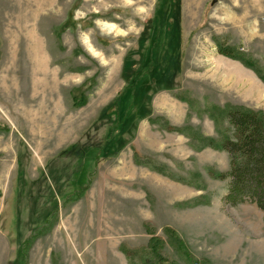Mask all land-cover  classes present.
I'll use <instances>...</instances> for the list:
<instances>
[{
    "label": "rangeland",
    "instance_id": "374dc122",
    "mask_svg": "<svg viewBox=\"0 0 264 264\" xmlns=\"http://www.w3.org/2000/svg\"><path fill=\"white\" fill-rule=\"evenodd\" d=\"M220 46L264 71V0H0V264H131L168 227L197 261L264 264V211L226 203L229 155L203 141L264 111V82Z\"/></svg>",
    "mask_w": 264,
    "mask_h": 264
},
{
    "label": "trees",
    "instance_id": "16d2710c",
    "mask_svg": "<svg viewBox=\"0 0 264 264\" xmlns=\"http://www.w3.org/2000/svg\"><path fill=\"white\" fill-rule=\"evenodd\" d=\"M219 53L225 57L239 61L245 67L254 71L264 82V71L256 62L248 61L245 56L235 55L231 49L224 48L223 46L219 47ZM84 100H81V104L85 103L83 102ZM75 103H79V99L76 96ZM223 115L229 127L221 131L220 139L215 141L211 138H204L203 141L206 147L228 153L230 169L227 173L210 172V174L215 179H230L228 185L229 193L225 198L226 203L231 206H238L245 200H251L257 204L260 210L264 211V111H256L243 107H230L225 110ZM0 131L7 132V128L0 126ZM173 131L185 133L183 129L178 128H174ZM96 159H98V156ZM136 162L137 164H142L138 159H136ZM17 180L15 199L17 198L19 201L18 210L20 211L22 196L27 192V186L29 185L26 171L22 166L19 168ZM179 181L189 184V182L184 180ZM84 186V184H78L72 195H70L72 197H80L83 194L82 189H84ZM197 205L199 204L195 203L191 206ZM53 206L54 208L47 210L38 225L31 231L26 220L23 221L26 223L25 228L20 227L23 222L20 219L17 220V235L16 240L13 241L17 244L21 243L18 259L22 257L24 247L27 245V242H24L26 233L30 231L34 234L46 225L57 208L56 204ZM164 232L168 236V242L163 237L151 233L152 237L147 246L140 247L139 249H124L123 251L129 262L131 264H176L166 253V246L169 243L176 250H180L187 264H209L207 260L197 261L188 249L186 242L180 238L177 231L173 228H165Z\"/></svg>",
    "mask_w": 264,
    "mask_h": 264
},
{
    "label": "bare ground",
    "instance_id": "6f19581e",
    "mask_svg": "<svg viewBox=\"0 0 264 264\" xmlns=\"http://www.w3.org/2000/svg\"><path fill=\"white\" fill-rule=\"evenodd\" d=\"M98 25H99L101 30H108L110 32L115 30V27L113 25L102 24V23H98ZM87 48H88V51L90 53H92L95 57H99L100 56L90 46H88Z\"/></svg>",
    "mask_w": 264,
    "mask_h": 264
}]
</instances>
